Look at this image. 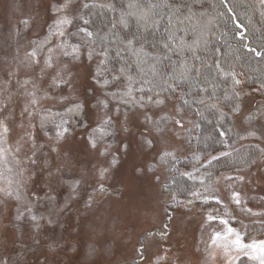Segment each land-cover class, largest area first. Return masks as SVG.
<instances>
[{
    "label": "snow or ice",
    "instance_id": "obj_1",
    "mask_svg": "<svg viewBox=\"0 0 264 264\" xmlns=\"http://www.w3.org/2000/svg\"><path fill=\"white\" fill-rule=\"evenodd\" d=\"M237 7L258 8L264 21V0H120L119 5L116 0H58L48 6L52 23L47 35L43 40L29 41L31 49L25 50L23 57L20 45L30 22L23 19L20 26L10 28L16 47L5 52L11 63L0 61L7 65L0 76V204L14 202L15 220L27 219L36 232L45 225L55 226L56 217L81 196V179L68 183L62 205H58L59 192L53 187V178L65 165L54 162L52 154L57 160L62 151L67 154L68 150L60 146L76 125L83 130L82 139L95 156L91 174L85 173L88 179L83 181L88 188L83 204L89 209L99 204L97 196L110 195L108 182L118 164L111 152L113 138L119 132L132 133L130 116L143 126L137 133L142 145L155 152L147 171L169 165L168 170L175 169L178 157L173 141H180L186 153L192 151L193 140L200 142L195 130L201 124L194 117L213 125L220 147L203 156L194 153L193 170L182 175L195 179L201 169L208 171L213 162L239 152L228 151L233 121H247L249 127L241 139L258 141L257 159H264V70L259 77L243 70L253 59L264 65V31L255 38L257 30L251 16L245 24L247 12L238 15ZM96 17L101 18L102 26L95 24ZM230 34L240 42L238 45L228 42ZM85 62L92 66L91 103L80 99L73 86L72 66ZM253 93L260 100L251 101L249 107L246 98ZM89 112L94 115L92 123L87 119ZM203 139L207 142L213 138L209 135ZM121 147L128 149L126 143ZM135 172L144 174L141 168ZM41 175L47 178L43 185L38 184ZM206 182L216 187L222 182L231 186L250 180L229 173L213 181L208 172L199 184ZM178 191L170 192V199L185 209L197 200L209 199L191 190L196 200L182 203ZM230 200L253 225L259 224L260 230L253 236L242 221L225 219L228 213L206 215L201 239L204 247L197 248L201 264H216L217 259L223 264H264V211L247 207L248 201L234 187ZM238 223L240 230L234 226ZM164 227L167 231L168 225ZM146 247L137 249L141 260ZM164 259L157 255L153 264ZM0 264H9V260L0 258Z\"/></svg>",
    "mask_w": 264,
    "mask_h": 264
},
{
    "label": "rangeland",
    "instance_id": "obj_2",
    "mask_svg": "<svg viewBox=\"0 0 264 264\" xmlns=\"http://www.w3.org/2000/svg\"><path fill=\"white\" fill-rule=\"evenodd\" d=\"M57 2L0 0V61L7 59L11 63V57H6L5 52L16 47V39L10 37L9 29L20 26L23 19H28L30 23L20 45L21 57L25 50L31 49L29 41L45 38L52 23L48 6ZM91 67L87 62L72 66L75 93L89 103L93 99L88 95L92 87ZM6 69L7 65L0 63V76ZM16 99L19 111L20 101ZM246 100L250 107L251 101H259L260 98L253 94ZM87 119L90 123L94 122L92 112L88 113ZM235 123L241 133H245V128L249 127L246 121L243 124ZM130 126L131 134L119 132L113 138L111 152L117 157L118 164L108 182L110 195L97 196L99 204L90 209L83 204L84 194L88 190L83 181L88 179L85 173L91 174L95 156L82 139L83 130L75 126L76 130L60 146L62 150H68L67 154L62 151L59 160L55 153L52 154L54 162L65 165L61 174L53 178V187L59 192L58 205H62L69 191L68 183L81 179V196L72 201L69 210L56 217L54 227L45 225L39 232L33 230L27 219L21 222L15 220L14 202L0 204V258L9 260V264H153L157 255H163L165 259L161 264H201L202 257L197 248L204 247L201 243L202 224L208 214L228 213L225 219L231 222L235 217L249 226L248 231H253V236L257 235L255 231L258 229L253 226L260 225H253L247 214L231 203L230 197L234 187L248 201L247 207L253 211H264V207H261L264 205V159L253 170L223 173L244 175L250 183L230 186L222 182L214 192H209L207 202H196L189 209L176 211L169 220L168 197L163 191L168 179L167 169L158 166L154 171H147L153 163L155 152L144 147L137 135L143 130L139 119L130 116ZM16 134L14 130L13 139ZM122 143L128 145L127 151L122 150ZM173 143L177 147L178 158H186L191 153L185 152L180 141ZM137 168L143 169L144 174L136 173ZM155 176H159L160 180L156 181ZM46 182L45 176L38 177V184ZM212 197L219 198L222 203L217 204ZM165 225H168L167 231ZM234 226L237 230L241 228L239 223ZM203 239L207 240L206 234H203ZM145 245L146 255L141 260L137 249ZM165 249H168L166 253ZM216 264H223L222 259H217Z\"/></svg>",
    "mask_w": 264,
    "mask_h": 264
},
{
    "label": "trees",
    "instance_id": "obj_3",
    "mask_svg": "<svg viewBox=\"0 0 264 264\" xmlns=\"http://www.w3.org/2000/svg\"><path fill=\"white\" fill-rule=\"evenodd\" d=\"M117 4L119 5L120 0H116ZM231 2V0H230ZM237 14H243L245 11L247 12V16L244 17V23L247 24V17L251 16L252 18V25L257 30L255 31V38H259L260 33L264 31V21H262L258 8H249L243 9L241 7H237L236 9ZM227 20V16L224 18ZM95 24L98 26H102V20L100 17L95 18ZM221 26L223 27V21L221 22ZM232 27L231 21H228V28ZM247 35V33H246ZM228 42L233 45H238L240 42L233 39L232 35L228 36ZM230 51V50H229ZM243 70L247 72L251 77H259L261 71L264 70V65L259 64L255 59L251 61V64H245ZM251 84V81H250ZM254 95H257L253 93ZM258 96V95H257ZM208 119L215 120V117L206 114ZM194 119L201 124L200 129H196L195 131L199 133L201 140L198 143L196 140L192 141L191 146V153L186 158H178L176 163V167L173 170H168L171 166L169 165L166 167L168 179L166 184L163 187L164 193L168 197L167 201V210H168V218L169 214L171 216L180 210H184L183 206H178L175 201L170 199V192L176 191L178 198L181 200L182 203H186L187 199L196 200L195 197L191 196V190H197L202 193L204 196H208L209 192H214L215 187H213L212 183H207L205 185H200L199 180L201 178L207 177L208 172L212 173L213 181L217 178V176L231 172V171H250L253 170L262 159H257L258 153L256 149V141L249 138V139H241V136L245 133L239 132L236 128V123L233 121L231 123V127L233 128V132L229 133V141L231 143V148L228 151H232L233 149H238L239 152L233 151L232 157L225 158L217 162H213L210 169L205 171L201 169L199 173L195 174V179H189L186 175H182V173L186 171H192V165L195 163L193 159V154L199 155H206L209 152H215L219 150V144L216 142L217 134L214 130L212 124L207 123V120H200L199 118ZM247 122V121H246ZM227 124V122H226ZM211 136L213 139L208 140L207 142L204 141L205 136ZM256 159V163L253 164L252 161ZM247 161V163H246ZM167 188V191L165 190ZM209 197V196H208ZM196 202H200L197 200ZM254 228L257 227L258 230L255 231L257 234L260 230V226H253ZM253 234V231H251Z\"/></svg>",
    "mask_w": 264,
    "mask_h": 264
}]
</instances>
